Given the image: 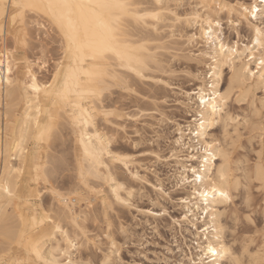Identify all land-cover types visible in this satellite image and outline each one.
I'll return each instance as SVG.
<instances>
[{
    "label": "rangeland",
    "instance_id": "1",
    "mask_svg": "<svg viewBox=\"0 0 264 264\" xmlns=\"http://www.w3.org/2000/svg\"><path fill=\"white\" fill-rule=\"evenodd\" d=\"M136 1L142 2L141 4L140 2L139 4L136 2V6L138 8L141 5V7L145 6V9L146 7L152 8L154 6L153 3L156 4L154 0ZM176 1L171 0V2L175 4L173 5V3L170 2L171 5L169 4V6L171 7L173 5L172 8H175L177 4ZM195 1L196 0H182V2L178 1L180 4L182 3V5H184V7L178 9L179 12L188 10L191 7V4L195 5ZM236 1L226 0V2L229 3H235ZM244 2L247 3L249 0H244ZM257 5V7L260 6L258 0ZM25 15L27 16L25 17ZM218 15L221 18L223 36H225L224 38L227 42L231 44L233 41H237L235 33L239 32V46L244 47V45H252L253 33L250 32L246 22H240L238 25H230L228 23L229 19L226 12L219 13ZM125 18L126 20L128 18L129 21H126L125 19L122 20V23L127 25L124 26L125 24H122L124 28H130L129 30H131V32L132 29L133 31L137 29L141 31L139 32L138 30V32H134L137 34L131 33L132 39H138L136 41L146 44L151 52H157L156 54L159 60L156 62L153 61L152 63L155 64L159 62L161 63V66L157 63L159 67H156V69L155 65H152L153 68L151 66V68L146 70L147 75H149V72L153 70L150 76H146V72L144 71V77L124 70L117 64L115 59L106 56L98 57L96 58L97 64L94 66V68L97 70L96 76L100 78H106V85L109 87V89H107L108 87L105 88L102 91V96V93H100V95H96L94 98L89 95L90 92L85 93L84 102L91 106L92 109L94 108L93 111L96 118V125L102 130L104 136L109 137L110 135L111 137H115V139H112L113 141L111 143L113 144L111 145L112 150L114 149V151L118 154H127L133 159L136 158L132 162V165L130 164V171H127V168H125L120 162H116L118 165L114 163L116 166L112 165L113 170L116 171L120 176L134 182L133 184L136 190L130 204V206H132L133 203V207L130 208L129 204L121 205L118 203L112 196L113 194L111 191V186L108 182L107 185H105V181L104 184H102V180L90 178L88 184L89 187L82 185V188L80 186V179L77 176V170L79 168L78 164H80L81 156L79 153L76 136L72 133L70 124L68 123L69 125H66L67 120H61V118L57 116L56 106H53L50 108L51 119L53 121V125L55 124L54 127L56 128L58 126V128L51 131H54V137L53 134L51 132L50 133L53 139L55 138V141H51L52 143L48 142L52 138L51 136H48L46 140H40L37 144V152L43 156H46L48 153L50 159L52 157L51 161L53 160V163L50 162L52 165L54 164L53 167L51 164H48V166L52 167H49L48 170L50 176L47 175V177L49 176L50 178L46 177V179H49V182L47 180L46 183H41L42 185H38L35 184L33 180H29V187L27 186L25 193L26 195H21L22 198L21 196L15 198L16 200L14 199L10 202L11 204H7V206L2 209L0 214V256L6 255L7 258L11 260L25 261L30 258L29 252L32 244L29 240V233L24 232V239L22 242H17V234L21 228V221H19L20 218L18 214L16 217V212L18 210V206L21 205L23 200L25 204H27L25 206L26 208L37 205V203L40 201L47 209V207L49 208L51 202H55L52 200L50 192L51 189L55 188L60 192L66 191L63 193H67V189L71 192L73 188L76 190L78 187L76 190V197L77 199L80 197V199L79 201L77 200L74 209L77 214H81L79 215L81 217H79V221L81 219L80 226L82 229H84V232L81 233L79 229H76V232H73L72 228L70 230L72 235L79 233L78 237L80 236L79 240L81 242L85 239V241L88 240V244H80L78 249L79 252L75 253L78 255L82 254L81 256L83 260H87L86 254H89L90 251L89 258H99V256L104 251H106L107 247L109 246L108 236L111 233L112 235L110 236H113L114 238L116 237V240L119 242L118 244L120 246V255L122 261L120 258L116 259L118 264H181V262H187V264H190L188 257L191 255L192 251H195L193 246L196 245L197 240L192 234L193 228L187 221L185 222L182 220L183 209L179 201L180 197L187 194L188 189L184 188L183 186L180 188L179 186L177 187L175 185V180L173 179L172 173L176 167V164L174 160L175 158L173 156L170 157V155L177 147L173 142L177 136L175 131L176 122L184 124L190 119V114H192V112L194 114L195 112L193 108L196 106H188L185 104L187 100L186 96H184V92L195 88L197 84L200 83V79L196 78L195 75L199 72H202V77H204V74L209 70L208 66L206 65L209 61L204 59H201L200 61V59L195 57L194 60L193 56H191V52H196L198 49L203 48V44H188L185 42V40L181 41L178 38L177 40L176 37L174 39L170 37L171 39L175 40L173 41L166 34L167 32L161 29L160 31L162 32L159 33L160 35L158 34L161 40L158 36L153 38L154 34H157L151 30L150 27H146V24H144L141 20L132 21L133 18ZM24 19L26 23L37 19L40 23H45V21H47V17L44 13L37 14L32 10L24 13ZM136 21H139V25L138 23L136 24ZM30 22L27 25H22L21 22L17 20L15 26L8 24L5 29L6 34L9 31L12 33L10 38L12 47L17 46V39L21 42L18 51L15 53L18 58L16 60V75L18 79L22 80V75L25 68V60L32 59L31 61L34 64L33 67L36 71L38 70V77L41 76V79H48L50 73L52 74V71L55 68V64H57L59 60L64 59L60 34L58 33L57 29L53 28L50 22L46 24V33H44L43 30L37 25ZM135 24L136 29L133 28ZM144 26L146 28H144ZM148 28L151 31L148 30ZM147 31L149 33H147ZM150 33H152L153 36L150 35ZM161 33H164L163 35L166 37L168 36V38L165 39L166 37L164 36L163 39V35L161 37ZM143 38L144 40H142ZM146 38L148 42H145ZM161 45L164 47L167 45L166 47L168 48H163ZM144 51L146 52V49L142 50V52ZM242 56L245 57L244 55ZM160 58L162 59L160 60ZM37 59L45 62V67L39 66L35 62ZM111 60L113 61L112 64ZM105 66H109L117 71L118 77L112 79L111 76L103 75L102 71ZM250 66L251 68H255V62L252 61ZM122 73L125 75L123 76ZM127 73L131 74L127 75ZM232 74L233 71L229 68V66L225 65L223 67V75L220 82V87L222 90H227L229 88V81L231 80ZM120 78L122 80L126 79V81L121 82ZM127 79L129 81H127ZM206 79L209 78L207 77ZM108 80H111L112 83L108 82ZM130 82L133 87L129 85ZM257 82L258 81L255 78L253 79V77L245 78V76H243L242 83L244 84H235L229 95L230 100L226 106V112L228 113L227 116L229 117L231 115L230 117L233 118L240 116L242 121L250 120L252 125L256 126L249 127L248 125L243 126L242 124L241 136L237 141L238 146L233 145L234 143L231 134H228L227 136L225 135V121L228 119V117L222 119L219 121L220 123H217L211 128V133L213 136L215 134L214 137H216L225 148H229L228 167L229 173L233 177L232 182L234 183L236 182L235 177L239 179L240 177H244L247 174L254 172L255 166L260 160V157L257 155V153H259L261 150V143L259 139V126L261 121L260 116L257 115L259 114V108L257 110L254 108H256V105L257 107H260L259 100L261 101V99L264 98V85H261L260 82ZM248 83L251 87L248 88V91L250 89V94H247V91L245 92L246 88L249 86ZM111 84L113 86L115 84V86L112 87ZM124 86L127 89H125ZM18 93L17 99L14 101L15 108L13 114H10L12 115L11 118L5 119L7 117L6 114H4L6 111L4 96L0 102V124L3 127L5 122H7L8 126H11L10 128L12 129L17 127L16 122L19 120L17 121L15 119L17 117V119L20 118L19 116H21V110L23 109L21 88H18ZM93 103H95V105ZM72 104L73 100L71 99L69 101L68 108ZM106 104L108 106H105ZM106 110L108 113L104 114L107 112ZM1 111L3 112V115ZM254 111L257 113L255 116L253 115ZM117 114L120 116V118H118L119 116ZM98 116H100L103 120ZM106 118H108L110 121ZM58 119L61 120L66 126L62 125L63 123H60L61 121L59 122ZM111 119H113L115 124ZM117 119L119 121H117ZM57 123L60 124V126L62 125L61 129ZM233 131H235V129H233ZM33 143V140H29L26 144V150L32 148L34 146ZM47 143H49L50 147L52 145V147L50 148ZM138 161H140L139 164L142 163L144 167L141 164H137ZM134 165L139 166H137L136 169L138 170L139 168L140 174L144 175L145 178L142 176L143 179H138V181L131 178L130 172H133V170L135 171ZM125 170L127 172H125ZM246 170H248V172ZM241 184L243 185L241 186ZM36 187H39L40 190H42V188L47 189L41 192V199L37 198L35 195H31ZM259 188L260 185L258 183H254L252 179H247L246 182L242 181L239 185L236 183V186L232 190V193L234 192L232 196L234 197H232L228 202L224 203L220 208L222 210L221 224L222 227H224L223 239L228 244L230 243L232 250L235 253L234 256H239L244 264H259L258 261L262 259V257L257 255V253L260 250L261 244L264 243V236L256 235L257 233L264 231V207H262V205H264V193L258 191ZM16 191L17 193L20 192V187L19 189L17 188ZM78 191L81 192V195ZM89 192L92 193L90 194ZM94 196L98 199H95L96 202L94 200ZM91 197H93L94 201L88 202V199ZM102 197L104 198L105 202L108 200L105 204H101L102 202L100 200ZM82 211L87 212V215ZM17 221L20 223L17 224ZM174 221L177 223H173ZM122 227H124V231L126 229V234L123 233L124 231ZM77 230L79 232H77ZM14 235H16V238L13 237ZM13 238H15L16 241H12ZM245 247L248 249L247 255L244 254ZM44 248H46L43 249L45 253H49L51 249L50 243H46ZM98 248L99 251L97 250ZM31 259L34 260L35 258L31 257ZM116 260L115 262H117ZM228 264H230V262H228Z\"/></svg>",
    "mask_w": 264,
    "mask_h": 264
},
{
    "label": "bare ground",
    "instance_id": "2",
    "mask_svg": "<svg viewBox=\"0 0 264 264\" xmlns=\"http://www.w3.org/2000/svg\"><path fill=\"white\" fill-rule=\"evenodd\" d=\"M178 1L182 2V0H177L176 2L179 3ZM191 1H193V0H191ZM36 2L37 3H44V2H46V0H36ZM136 2H138V4H139L140 1L128 0V3L132 6V10L130 12L120 13L118 11H114L111 15H105L104 16L103 23L109 24L112 28H114L117 31V34L123 38L124 42H126L130 48L136 50L133 53V55H136L139 57V63H136L135 61H133L130 64L127 59H122L121 56L117 55L116 51H103V52H99V53L94 54L91 50L86 49L83 57H81L79 59H73L71 61L72 66L76 69L77 79L75 81L69 82L68 90H67V99L65 100V99H62L60 95H58V93L64 92V81H63L62 76H61V79L59 80V82L56 83L53 88L45 90L44 84L45 83H52V81L50 79H41L40 78L41 76L38 77V74H37L38 70L37 71L35 70V68L33 67L34 64L32 62L33 75L37 76V84L41 88V91L39 93L33 92L31 90H29L28 92H25L21 88V92H22L21 95L23 98V109L21 110L22 114H20L21 115V116H19L20 118L17 119L18 118L17 117L15 119L17 121L19 120L18 122H16L17 127H14L12 129V128H10L11 126L10 127L8 126L7 122H5V125L2 123L4 125V127L1 126V124H0V182L7 184L11 188V191L13 192L12 196H8L7 194L0 192V214H1L2 209L5 208L7 206V204H9L15 198H17L21 195L22 196L26 195L25 193H26V189H27L29 180H33L35 182V184H38V185H40L41 183H46L47 180L49 182V179H46V177H47V175H49L48 170H49V167H51V166H48V164H51L50 162H52L53 160L51 161L52 157L50 159L48 153L46 156H43L39 152H37V144L39 143L40 140H46V138L48 136L52 137L51 133L53 134L54 131L53 132H51V131L53 129L55 130L56 128H58L57 125H56L57 126L56 128L54 127L55 124L53 125V121L51 119L50 108L53 106H56L57 116H59L61 118V120L62 119H64L65 121L67 120L66 125L68 126L70 124L71 128L70 127L69 128L72 129L71 130L72 133L76 136V141L78 143V149H79V153L81 156L80 164H78L79 168L77 170V176L80 179V182H79L80 186L82 188H83V186H88L90 178L102 180V182H103L102 184H104V181H105V185H107V182H108L111 186V191L113 194L112 196L115 198V200L118 203H120L121 205H128L129 204V206H130L131 199L134 196V192L136 190L134 187V184H133L134 182L120 176L116 171L113 170L112 165H115L114 163H116V162H118V163L120 162L124 165L125 168H127V171L128 170L130 171V169H129L130 164L132 165V162L136 158L133 159L132 157H129L127 154L126 155H122L120 153L118 154L114 151V149L112 150L111 145H113V144H111V143L113 141L112 139L113 138L115 139V137H111L110 135H109V137L104 136V134L102 133V130L99 127H97L96 122H95L96 118H95L94 111H93L94 108L92 109L91 106H89L86 102H84V94L87 92L96 91V92H98V95H100V93H102V91L108 87L106 85V80H105L106 78H100V77L96 76L97 70L94 68V66L97 64L96 58H98V57L106 56V57H110L112 59H115L117 61V64L119 66H121L124 70L131 72L133 74H136V75H140V76H144L145 74H146V76H150V74L153 70H151L149 72L150 73L149 75H147L146 70L151 68L152 65H155V68L159 67L158 64L160 65L161 63H159V62H157L158 64L152 63L153 61L156 62L159 60V58L157 57V54H156L157 52L156 53H155V51H154V53L151 52L148 49V46L146 44L137 42L136 40H138V39H136V40H134L135 38L132 39L131 33H134L135 31L138 32L139 29H137L135 31H133V29H132V32H131V30H129L130 28L129 29L124 28L123 25L125 23L124 24L122 23V20H124V19L126 20L125 17L133 18L132 19V21H133V20H138L136 17L143 15L145 12H158V13H160V17L158 20H152L149 17L147 20L142 21L144 24H146V27H150L151 30H153L157 34V35L154 34V36H153L152 33H150V35H152L153 38H155L156 36H158V34L160 32H162V31H160V29L163 31H166L167 33L166 32L165 33L169 36V38L172 37L174 39L176 37V39H177L178 37L183 35V37H184L183 40H185V42H187L188 44H194V43L200 44L201 43L204 46L203 48L198 49L196 52L195 51L191 52V56H193V59L195 60V58H198V59H200V61H201V59L209 61L206 64L208 66L209 70H208V72H206L204 74V77H202V75H203L202 72H199L198 74L195 75L196 78L200 79V83L197 84V86L195 88L184 92L185 93L184 96H186V100H187V102H185V104L188 106H196L193 108V110H195V112H194V114H193V112H192V114H190V119L187 122H185L184 124H182L180 122H176L175 131L177 133V136L175 137L173 142L176 144L177 147L175 148L173 153L170 155V157L173 156L175 158L174 160H175V164H176L175 166L176 167L174 168L173 173H172L173 179L175 180V185L177 187L179 185L180 188H181V186H183L184 188L188 189L187 194H185L184 196L179 198L181 207L183 209L182 220H184L185 222L187 221L189 223V225L193 228L192 234L196 237L195 239L197 240L196 245L193 246L195 251L191 252V255L188 257V259H189L190 264H192L193 261H196L197 264H199V262L201 261V258L203 257L204 252L207 250V247L209 245L216 248L218 250V253H219L221 245H223L224 247H229V246L231 247L230 243L228 244L223 239V232H224L223 228L224 227H222V224H221L222 210L220 208L222 207V205L224 203L228 202L232 197H234V196H232V194H234V192L232 193V190L236 186V182L235 183L232 182V179L228 180V181H222L220 179V172H221V166L222 165L224 166L225 173L230 174L229 173V167H228V162H229V156H228L229 151L228 150H229V148L228 149L225 148L224 145H222L220 143V141L216 137H214L215 134L213 136V134L211 133V128L213 127V126L209 127V125L211 124L212 119H213L211 109H212L214 103H216V104L222 103V101L220 100V97L224 96L225 94H227L228 96L230 95L231 89H233L235 84H237V85H238V83L244 84V83H242L243 76H245V78H247V77L252 78L253 77V79L255 78L258 82L261 83V85L262 84L264 85V67H261V68L256 67V64L259 63V57H260L259 51H257V53H255V58L253 59V61L255 62V68H251L250 64L252 62H249V60L247 59V57L249 55H252V50H254L258 47V45H256L254 43V41L256 39L254 33H253L252 45H244V47H240L239 43L237 41H233V43L230 44L224 38L225 36H223L222 22H221V18L218 15L219 13H222V12L215 10V9H212V10H205V9H199L198 10V9H196V7H195L196 4H204L206 2L211 3V0H196L194 2L195 5L191 4V7L188 10H184L182 12H179V10L175 6H174L175 8H172V6L175 3L171 2V0H159V2H157V0H154V2L156 4L153 3L154 6L152 5L153 6L152 8L146 7V9H145V6L141 7L142 5L139 8H143V9H139L136 6ZM170 2L173 3V5L171 7L169 6ZM238 2L241 4H246L244 2V0L243 1L238 0ZM256 2H257V0H256ZM141 3L142 2H140V4ZM227 3H229V2H227ZM161 5H163V7H161ZM173 11L177 12L178 15H181L184 17H191L192 19L190 22L188 20H184L182 22L183 26L178 27L176 24L173 23L174 18L171 16V12H173ZM35 12L37 14L38 13L39 14H41V13L45 14L44 9H40V10L35 11ZM11 15H12V13L10 11L8 14V24L9 25H12L11 24ZM227 15H228V19H230L231 18L230 15L228 13H227ZM26 16L27 15H25V17ZM197 16L200 17L199 20L196 19ZM207 19H212V26H211L212 30L209 34L206 35L205 33H208ZM217 19H219V21H220L219 27L216 26V20ZM238 19H239V17L232 19L231 24H235V25L240 24V23H237ZM23 20H24V22L21 23L22 25H27L30 22L29 21L26 23L24 17H23ZM26 20H27V18H26ZM47 20H48V17H47ZM127 20H128V18H127ZM18 21L20 22L19 19H18ZM138 22L136 21V24ZM30 23H34L37 26H38V24H40V22H38V19L33 20ZM129 23H131V22H129ZM140 23H141V21H140ZM136 24L133 27L134 29H136L135 28ZM128 25H131V24H128ZM138 25H139V23H138ZM124 26H127V25L125 24ZM132 26H133V23H132ZM146 27L144 26V28H146ZM92 28L97 33H103L104 32V28H103L100 21L93 20L92 21ZM141 30H142V28H141ZM148 30H150V29L148 28ZM174 30H175V37L173 35ZM139 32H141V31L139 30ZM143 32H144V29H143ZM147 33H149V32L147 31ZM134 34H137V33H134ZM163 34L164 33H161V37ZM164 36L165 35H163V37H162L163 39H164ZM168 36L167 37L165 36L166 37L165 39H167ZM158 37L160 38V36H158ZM22 38H23V36H22ZM60 38H61V36H60ZM151 39H152V37H151ZM173 39H171V40H173ZM28 40H30V39H28ZM142 40H144V38ZM160 40H161V38H160ZM173 41H175V40H173ZM145 42H148L147 38H146ZM221 42L226 46V49L234 48L235 51H230V52L226 51V50L221 51L220 50ZM155 46H156V44H155ZM161 46L163 48H165L167 45H165V47L163 45H161ZM168 46H169V44H168ZM63 47H65V48L67 47L66 42H64ZM153 48H154V46H153ZM166 48H168V47H166ZM144 49H146V52L145 51L142 52V50H144ZM0 50L4 51L5 53L10 51V49H0ZM117 50L122 51V49H119V48ZM185 53H183V54H185ZM242 55H244L245 57H243ZM228 57H231V63L230 64L225 63V60ZM110 58H109V60H110ZM17 59L18 58L15 55V53L11 57L9 55L5 54L3 56L4 63H3V65H0V80L4 81L3 88H0V102L4 96V98H5L4 104H5V110H6L4 114H6V117H7L5 119L11 118L12 115H10V114H13V111L15 108L14 107V103H15L14 101H15V99H17V96L19 94L18 88L9 90L8 85L6 83L7 79H9V78H12L13 80L18 79L17 75H16V67H17L16 66L17 65L16 60ZM161 59L162 58H160V60ZM36 61H38V59ZM44 63L45 62H43V64ZM112 63H113V61L111 60V64ZM114 63H116V62H114ZM156 64H157V66H156ZM225 65L229 66V68L233 71V74H232L231 80L229 81L230 82L229 88L227 90H222V88L220 87V82H221L222 75H223V67ZM58 66H59L58 63L55 64V68ZM68 66H69V61L65 60L64 67L67 68ZM9 67H11V70H12L11 73H9ZM27 68H28V65L25 63V68L23 71L22 80L27 75V71H26ZM152 68H153V66H152ZM133 69H135V71H133ZM245 69H249V71H245ZM19 71H21V70H19ZM144 71L146 72L145 74H144ZM102 73H103V75L111 76L112 79L115 77H118L117 71H115L114 69H112L109 66H105ZM209 73H212L211 77H209ZM54 74H55V72L53 70L52 75H54ZM128 74L129 73H127V75ZM122 75L124 76L125 74L122 73ZM207 77L209 79H206ZM120 80H121V82L126 81V79L122 80L121 78H120ZM127 81H129V80L127 79ZM108 82L112 83L111 80H108ZM129 85L132 86L131 82L129 83ZM208 85H211L212 87H208ZM114 86H115V84H114ZM114 86L112 85V87H114ZM118 86H119V84H118ZM226 87H227V85H226ZM249 87H250V84L245 90V92L247 91V94L250 91V89L248 91ZM124 88H125V86H124ZM107 89H109V87ZM110 89H111V86H110ZM125 89H127V88H125ZM105 93H108V92H105ZM102 95H103V93L101 94V96ZM210 95L216 96L217 100L211 101ZM243 95H245V94H243ZM81 97L83 99H81ZM239 97H240V95H239ZM71 99L73 100V104L68 108L69 101ZM201 100H203V103H201ZM261 100H264V98H262ZM94 101H95V99H94ZM93 104L95 105V103H93ZM105 106H108V105L106 104ZM258 108L259 107H257V105H256V108H254V109L257 110ZM107 113H108V111L104 114H107ZM2 115H3V112H2ZM227 115H228L227 112H225V114L223 116L220 115V112L218 109L217 114H216V120L221 121L222 119L227 118L228 117ZM257 115H259V114H257ZM132 116H134V115H132ZM98 117L100 119H102L100 116H98ZM201 117H203V119H204L203 125L200 123ZM118 118H120V116ZM106 119L109 120L108 118H106ZM61 120H59V122ZM111 120L113 121V119H111ZM117 121H119V120L117 119ZM60 123H63V122L61 121ZM218 123H220V122H218ZM114 124H115V122H114ZM58 125L60 126V124H58ZM62 125H64V123ZM66 125H64V126H66ZM61 126H60V129H61ZM111 126H113V125H111ZM254 127H256V126H254ZM54 134H53V137H54ZM59 135H61V134H59ZM53 137L51 139L49 138L50 140L49 141L47 140V141L48 142H51L53 140L55 141V138L53 139ZM61 138H62V136H61ZM224 138H225V136H224ZM29 140L34 141V143H33L34 146L32 148H30L29 150H26V144ZM177 140L180 141L179 144L176 143ZM216 141H219V146H217ZM71 142H73V141H71ZM208 144H212L213 147L211 149H209L207 152H205V148ZM47 145L49 146V143H47ZM51 147H52V145H51ZM139 162L140 161H138L137 164H139ZM140 164L142 165V163H140ZM53 166H54V164L52 165V167ZM55 166H57V165H55ZM137 166L134 165L135 171L133 170V172H130L131 178L135 179L136 181H138V179L145 178L144 175L140 174L139 168H138V170L136 169ZM193 168L198 170L196 175L201 176L202 180H194L193 174L191 172V169H193ZM16 169H22V171L17 172ZM74 169H76V168H74ZM140 169H141V167H140ZM127 171L125 170V172H127ZM246 171L248 172V170H246ZM142 176H143V178H142ZM235 179L237 180V177H235ZM147 181H149V180H147ZM95 183H94V185H95ZM159 185H160V183H159ZM242 185L243 184H241V186ZM213 186H215L220 191H227L229 193L230 199L225 200L223 197L219 196L218 192L217 193L211 192V188ZM19 187H20V192L17 193L16 189L17 188L19 189ZM50 187H48V188H50ZM81 187H80V190H81ZM77 189H78V187H77ZM88 189H90V188H88ZM43 190L45 191L47 189L42 188V190H40L39 187L38 188L36 187L31 195H35L37 198L41 199V197H42L41 192ZM76 190L73 188V190L70 192V190L68 191V189H67V193H63L66 191L60 192L59 190H57L55 188L51 189L50 192H51L52 200L55 202H51L49 205V208L47 207V209L45 208L43 203L40 201L37 203V205H33L32 207L26 208L25 206L27 204H25V202L23 200L21 202V205L18 206V210L16 212V217L18 214V216L20 218L19 221H21L20 231L18 234L16 232V234L18 235L17 242L21 243L22 240L24 239V232H28L29 233V240L32 244L31 247L32 246L39 247L42 250V252H44L46 258H51L50 253L52 252L53 248L60 246L61 242H63V247L61 248V251H63V248L70 247L68 245L67 241L72 240L73 243H77V248L74 250V254L72 257L73 260L75 261V260L82 259V256H81L82 254L78 255L75 253L79 252L78 249H79L80 244L81 245L82 244L87 245L88 240L85 241L86 240L85 239L82 242L79 240L77 242L76 237H78L79 233L72 235L71 230H70L72 228L73 232H76V229H79L81 233L84 232L83 231L84 229H82V227L80 226L81 219L79 221V217H80L79 215H81V214H77L75 212V209H74L75 205L77 203V200L79 201V199H80V197H79V199H77V197H76ZM84 190H87V189H84ZM202 191H207L209 193L208 196L205 197V196L199 195V193ZM78 192H79V194L81 193L80 191H78ZM109 193H110V191H109ZM109 193H108V195H109ZM73 195H75V196H73ZM22 196H21V198H22ZM82 198H85V197H82ZM95 199H97V198H95V196H94V200ZM94 200H93V197H91L88 199V202H91V201L93 202ZM100 201L102 202V203L100 202L101 204H105L108 200L105 202L104 198L102 197V199ZM95 202H96V200H95ZM14 207H15V205H14ZM131 207H133V203H132V206H130V208ZM134 207H135V205H134ZM29 208H32V209H29ZM88 210H89V208H88ZM82 212H84V211H82ZM96 212H97V210H96ZM84 213H86V215H87V212H84ZM88 213H90V212H88ZM185 217H187V219H185ZM42 220L44 221L43 224L40 223V221H42ZM50 221H54L55 223H50ZM19 223L20 222L17 221V224H19ZM57 226H59L63 230L61 233H55V228ZM122 229L124 231V227H122ZM202 229H208V231L204 232V231H202ZM3 230H5V229H3ZM125 231H126V229H125ZM125 231L123 232L124 234H126ZM63 232H67L69 235L67 237H65L63 235ZM77 232H79V231L77 230ZM109 235H112V234L110 233ZM53 236H55V240H56L55 244L52 241ZM205 236H207V240H205ZM13 237L16 238V235H14ZM15 238H13L12 241L15 240ZM79 238H80V236H79ZM111 238L116 243V253L117 254L114 255L112 253L111 241L109 240V246L107 247V250L105 248L106 251H104L99 256V258L92 259V260H104L106 258V255H107V257H111V259L113 261H115L116 259H119V258L121 260L120 246L118 244L119 242H117L116 237L114 238L112 236ZM2 239H3V236H2ZM90 239H92V238H90ZM46 243H50V245H51V249H50L49 253H47V254L43 250V249H46V248H44V245ZM86 247H88V246H86ZM7 249H8V247H7ZM90 252H89V254L88 253L86 254L87 260L91 259V258H89ZM96 252H97V250H96ZM234 254L235 253L233 251V255ZM220 259H222V258L219 257V255L217 257H213V256L209 255V256L204 258L205 264H213L214 260L218 261ZM251 260H253V259H251ZM228 262H230V259L228 260Z\"/></svg>",
    "mask_w": 264,
    "mask_h": 264
},
{
    "label": "snow or ice",
    "instance_id": "3",
    "mask_svg": "<svg viewBox=\"0 0 264 264\" xmlns=\"http://www.w3.org/2000/svg\"><path fill=\"white\" fill-rule=\"evenodd\" d=\"M159 2V0H157ZM259 8L257 7L256 0H249L246 4H241L238 2L235 3H227L226 0H211V3L204 4H196V9H205V10H218L220 12H227L230 15V19L228 23L231 25L232 19L239 17L237 23L247 22V26L250 32L255 34L254 43L258 45V47L252 50V55H249L247 59L249 62H252L255 58L256 51L260 52L259 63L256 64L257 68L264 67V0H258ZM163 7V5H161ZM177 9L184 7V5L177 3ZM40 9L45 10V15L48 17V20L45 23L38 24V27L43 30L44 33L47 32L46 24L51 22L54 29H57L61 36V45L64 59L59 60L58 67L54 69L55 74H50L48 79L52 81V83H45L44 89H50L55 86L56 83L59 82L61 76L64 81V92L58 93L62 99H67V90L69 82L75 81L76 77V69L72 66L71 61L73 59H79L83 57L85 50H91L94 54L103 52V51H116V54L121 56L122 59H127L131 64L133 61L139 63V57L133 55L136 51L129 47V45L124 42L123 38L117 34V31L112 28L109 24L103 23V18L105 15H111L114 11H118L120 13H128L132 10V6L128 3V0H46L44 3H37L36 0H0V49H10L7 53L0 50V65H3V56L5 54L10 57L18 51L20 46V41L17 39L16 47H12L10 37L12 36L11 31L5 33V29L8 26V14L11 11V24L12 26L16 25L17 20L19 19L21 23L24 22L23 17L24 13L32 10L38 11ZM171 16L174 18L173 23L178 27H182V22L184 20L191 21V17H184L178 15L177 12H171ZM152 20H158L160 17V13L158 12H145L143 15L136 17L138 20L144 21L148 18ZM118 18V17H117ZM196 19H200L199 16ZM100 21L104 32L97 33L92 28V21ZM208 25V33L212 30V19H207ZM216 26H220L219 19L216 20ZM175 37V30L173 32ZM235 37L237 42L240 39V33H235ZM179 40H183L184 37L181 35L178 37ZM64 42L67 43V47H63ZM26 46V44H25ZM122 49V51L117 49ZM221 51H235L234 48L226 49V46L221 42L220 44ZM65 60L69 61V66L67 68L64 67ZM25 63L28 65L26 69L27 75L26 77L21 79L13 80L12 78L7 79L6 83L8 85L9 90L15 88H22L25 92L29 90L39 93L41 88L37 84V76L33 75L32 71V61L25 60ZM38 65L41 67H45L43 61H36ZM226 64L231 63V57H228L225 60ZM11 67H9V73H11ZM135 71V69H133ZM245 71H249V69H245ZM139 74V73H138ZM212 73H209V77H211ZM4 81L0 80V88H3ZM208 87H212L208 85ZM93 98L98 95V92L91 91L89 93ZM81 99H83L81 97ZM211 101H216V96L210 95ZM222 101L221 104H213L211 109L212 111V122L209 127L214 126L219 121L216 120V114L219 109L220 115H224L226 112V106L229 103L230 96L225 94L220 97ZM203 103V100H201ZM259 116H260V134L259 139L261 143V150L257 155L260 157V160L257 162L255 166V171L247 174L244 177H240L236 180L237 185H239L242 181L246 182L247 179H252L254 183H258L260 188L258 191L264 193V100L259 101ZM255 112L253 115L255 116ZM200 123L204 124L203 117L200 118ZM226 127L224 129L225 135L231 134L234 145L238 146L237 141L241 136L242 124L248 125L249 127H253L250 120H241L240 116L236 117H228L225 121ZM235 129V131H233ZM177 144L180 143L179 140L176 141ZM217 146H219V141H216ZM213 147L212 144H208L205 148V152ZM17 172L22 171V169H16ZM197 169H191L194 180H202V177L196 175ZM220 179L222 181H228L233 179L230 174H226L224 171V166H221ZM179 186V185H178ZM0 192L7 194L8 196H12L13 192L11 188L0 182ZM211 192L219 194V196L223 197L225 200L230 199L229 193L227 191H220L215 186L211 188ZM207 191H202L199 193L201 196H208ZM264 207V205H262ZM187 219V217H185ZM41 224L44 221H40ZM50 223H55L54 221H50ZM173 223H177L174 221ZM63 230L57 226L55 228V233H61ZM202 231L207 232L208 229H202ZM63 235L67 237L69 234L67 232H63ZM256 235L264 236V231L257 233ZM79 237H76L77 242L79 241ZM108 239L111 241V251L114 255H116V243L112 240L111 236H108ZM205 240H207V236H205ZM52 241L55 244V236L52 237ZM70 247H63V242H61L60 246H57L52 249L50 253L51 258H46L44 252L39 247L32 246L29 252L28 260H11L8 259L7 256H0V264H118L111 259V257H107L104 260H73L74 250L77 248V243H73L72 240L67 241ZM99 251V248L97 249ZM244 254H248V249L245 247ZM221 257L220 260H214L213 264H228V260L230 259V264H244V262L240 259L239 256H234L232 248L224 247L221 245L219 253L218 250L211 245L207 247V250L204 252L203 257L199 264H205L204 258L207 256ZM258 256L262 257L259 261V264H264V243L261 244L260 250L257 253ZM34 257L35 259H31ZM181 264H187V262H181ZM192 264H197L196 261H193Z\"/></svg>",
    "mask_w": 264,
    "mask_h": 264
}]
</instances>
